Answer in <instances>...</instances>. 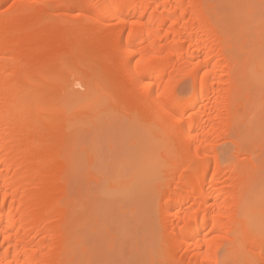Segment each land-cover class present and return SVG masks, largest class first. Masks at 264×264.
<instances>
[{"label":"bare ground","instance_id":"bare-ground-1","mask_svg":"<svg viewBox=\"0 0 264 264\" xmlns=\"http://www.w3.org/2000/svg\"><path fill=\"white\" fill-rule=\"evenodd\" d=\"M0 264H264V0H0Z\"/></svg>","mask_w":264,"mask_h":264}]
</instances>
